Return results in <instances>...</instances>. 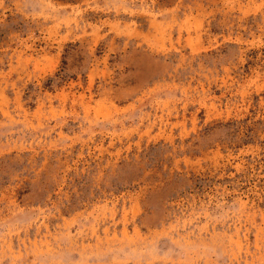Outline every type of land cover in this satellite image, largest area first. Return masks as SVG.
I'll return each instance as SVG.
<instances>
[{
	"label": "rangeland",
	"instance_id": "rangeland-1",
	"mask_svg": "<svg viewBox=\"0 0 264 264\" xmlns=\"http://www.w3.org/2000/svg\"><path fill=\"white\" fill-rule=\"evenodd\" d=\"M0 264H264V0H0Z\"/></svg>",
	"mask_w": 264,
	"mask_h": 264
}]
</instances>
